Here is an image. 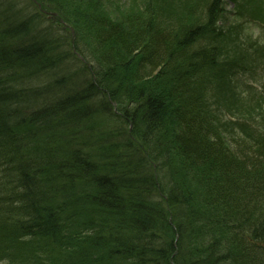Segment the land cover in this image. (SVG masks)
I'll return each instance as SVG.
<instances>
[{
	"label": "trees",
	"instance_id": "1",
	"mask_svg": "<svg viewBox=\"0 0 264 264\" xmlns=\"http://www.w3.org/2000/svg\"><path fill=\"white\" fill-rule=\"evenodd\" d=\"M137 1L0 0V264H264V105L215 110L262 51Z\"/></svg>",
	"mask_w": 264,
	"mask_h": 264
},
{
	"label": "rangeland",
	"instance_id": "2",
	"mask_svg": "<svg viewBox=\"0 0 264 264\" xmlns=\"http://www.w3.org/2000/svg\"><path fill=\"white\" fill-rule=\"evenodd\" d=\"M84 1V0H82ZM89 2L95 4L98 8L102 10H108L111 13V16H118L119 13H126L128 9L132 8L131 6L138 5L137 0H88ZM169 1V0H168ZM181 1V0H180ZM178 0H172L169 1V6H174L178 3L177 9L179 14H184L182 11L187 8V3L190 4V7L194 9L195 11H198L201 13L202 6H203V0H183L184 4H181V2ZM181 4V5H180ZM225 11H227V15L225 14L224 17H227L226 20H222L220 22L221 25H227L230 30L229 33L231 34V28L232 30H238V32L241 33L240 40L236 39L234 43H240L239 46L235 47V50H240L242 52L241 55L234 54V59L238 63L245 65L246 59L248 58V51H251L250 44L252 43V46L254 49H260L261 55L264 56V0H226L224 3ZM135 9V8H134ZM74 10V9H73ZM97 11V10H96ZM135 11V10H134ZM177 10L174 9L173 12L176 13ZM199 13V14H200ZM56 17V15H54ZM80 17H84L83 14L80 15ZM74 28V27H73ZM233 39V37H231ZM230 40L233 42V40ZM242 43V44H241ZM243 56H246L245 60L243 62L240 61ZM257 71H258V77L254 78L256 83L262 87H264V64L261 62L257 63ZM239 77V75H238ZM236 79V76H234ZM240 81L247 84L249 82L248 78H240ZM241 88H244V93H240L239 90ZM237 91L234 92V96L238 100V105L241 108L242 111L238 112L239 114L233 113L237 117H243L244 119H249V115L255 113L262 105H264V102L258 103L259 105L255 104L256 101H250L247 98V95L250 94L252 98H257L258 93L254 89H248L247 87H244V84H240V88ZM261 97V95H260ZM261 104V106H260ZM257 105V106H255ZM228 109L230 110V106L227 105ZM216 112L218 114H221V110L215 108ZM255 117L251 118L254 119ZM241 119V121L247 122L246 120ZM251 125L253 124L250 119L247 122ZM251 127V126H250Z\"/></svg>",
	"mask_w": 264,
	"mask_h": 264
}]
</instances>
